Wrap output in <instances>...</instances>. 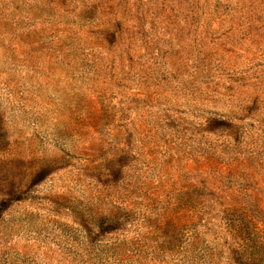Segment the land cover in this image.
I'll list each match as a JSON object with an SVG mask.
<instances>
[{
	"label": "rangeland",
	"instance_id": "rangeland-1",
	"mask_svg": "<svg viewBox=\"0 0 264 264\" xmlns=\"http://www.w3.org/2000/svg\"><path fill=\"white\" fill-rule=\"evenodd\" d=\"M264 264V0H0V264Z\"/></svg>",
	"mask_w": 264,
	"mask_h": 264
},
{
	"label": "trees",
	"instance_id": "trees-1",
	"mask_svg": "<svg viewBox=\"0 0 264 264\" xmlns=\"http://www.w3.org/2000/svg\"><path fill=\"white\" fill-rule=\"evenodd\" d=\"M239 264H250V263L240 262Z\"/></svg>",
	"mask_w": 264,
	"mask_h": 264
}]
</instances>
